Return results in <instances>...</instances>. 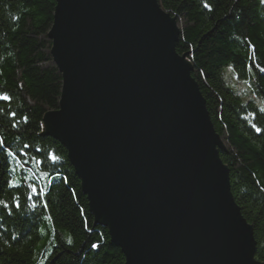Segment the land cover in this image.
Wrapping results in <instances>:
<instances>
[{
  "label": "water",
  "instance_id": "95a60500",
  "mask_svg": "<svg viewBox=\"0 0 264 264\" xmlns=\"http://www.w3.org/2000/svg\"><path fill=\"white\" fill-rule=\"evenodd\" d=\"M46 115L125 264H262L179 27L158 0H56Z\"/></svg>",
  "mask_w": 264,
  "mask_h": 264
},
{
  "label": "trees",
  "instance_id": "16d2710c",
  "mask_svg": "<svg viewBox=\"0 0 264 264\" xmlns=\"http://www.w3.org/2000/svg\"><path fill=\"white\" fill-rule=\"evenodd\" d=\"M158 2L176 19V50L206 100L232 194L264 264V72L256 66L264 67V0ZM55 7L56 0H0V94L11 97L0 99V264H125L67 148L46 130L63 88L49 38ZM29 184L46 194L29 199Z\"/></svg>",
  "mask_w": 264,
  "mask_h": 264
},
{
  "label": "snow or ice",
  "instance_id": "6c2138e0",
  "mask_svg": "<svg viewBox=\"0 0 264 264\" xmlns=\"http://www.w3.org/2000/svg\"><path fill=\"white\" fill-rule=\"evenodd\" d=\"M204 6H205V7H209V5H208L207 3H205ZM250 47H252V46L250 45ZM253 51H254V48H253ZM253 64H256V62H255L254 60H253ZM253 64H249V65H248V68L251 69V68L253 67ZM256 66L259 68V71H260V72H264V67H259L258 64H257ZM0 99H2V100H10L11 97L8 96L7 94H0ZM262 111H264V110H262ZM10 115L15 116V113H11ZM22 119H23L25 122L27 121V117H26V116H25V117H22ZM18 123H19V121H17L16 124H13V126H14V127L17 126ZM253 127H256V126L253 125ZM256 130H257V131H261V129H259V128H256ZM0 144H2V139H0ZM24 147H25V148H26V147H29V145H25ZM12 155L15 156V153H12ZM51 158L53 159V161H55V159H56L55 155H52ZM31 159H32V161L35 162L36 164H40V163H42V161L38 160L36 157H31ZM13 171H15V170L13 169ZM44 175L46 176L47 173H44ZM9 185L12 186V187H15V185L12 184L11 181H9ZM29 188L31 189V192L29 193V196H28L29 199H32L33 195H35V196H37V197H43V196L46 194V189H45V188H42V187H41V188H39V190H38V186L35 185V184H29ZM15 203H16V206H17V207H20L19 201H15ZM43 203H44V206L47 207V201L44 200ZM35 206H36V205L34 204L33 207H35ZM5 207H7L6 204H5ZM69 243H71V239H69ZM91 247H92V248H98V247H99V244H98V243H93V244L91 245ZM41 264H43V261L41 262Z\"/></svg>",
  "mask_w": 264,
  "mask_h": 264
},
{
  "label": "rangeland",
  "instance_id": "374dc122",
  "mask_svg": "<svg viewBox=\"0 0 264 264\" xmlns=\"http://www.w3.org/2000/svg\"><path fill=\"white\" fill-rule=\"evenodd\" d=\"M230 84V83H229Z\"/></svg>",
  "mask_w": 264,
  "mask_h": 264
}]
</instances>
